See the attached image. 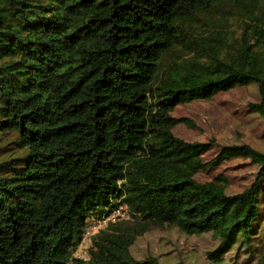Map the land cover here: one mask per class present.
<instances>
[{
    "label": "trees",
    "instance_id": "1",
    "mask_svg": "<svg viewBox=\"0 0 264 264\" xmlns=\"http://www.w3.org/2000/svg\"><path fill=\"white\" fill-rule=\"evenodd\" d=\"M236 1L0 0V264H166L132 252L165 225L211 233L212 264L235 249L264 264V152L229 145L205 163L215 138L173 132L196 127L180 105L250 85L264 118L263 50L206 18ZM244 7L264 13V0ZM233 159L259 167L244 191L197 180ZM119 209L129 216L84 243Z\"/></svg>",
    "mask_w": 264,
    "mask_h": 264
},
{
    "label": "rangeland",
    "instance_id": "2",
    "mask_svg": "<svg viewBox=\"0 0 264 264\" xmlns=\"http://www.w3.org/2000/svg\"><path fill=\"white\" fill-rule=\"evenodd\" d=\"M244 1L248 5V0L224 4L216 15L206 16L213 19L209 28L215 29L218 36L228 39L235 48L246 33V39L252 45H258L257 49L261 48L264 54V13L250 14L244 7ZM225 51L227 53L226 48ZM259 97L258 87L250 85L222 92L211 100L180 105L173 112L175 117L189 118L196 127L179 124L173 127V132L187 141L207 142L215 138L219 146L203 156L205 163L214 159L222 147L229 145L248 144L264 152V118L249 108V104L257 102ZM258 171L259 167L250 160L233 159L219 167L200 171L196 178L201 182H210L220 177L228 186V194H236L253 184ZM217 243L211 233L188 235L175 225L152 226L151 230L137 238L132 252L139 260L155 256L166 264H212L207 252L215 249ZM89 248L90 244L81 248L80 256L88 258ZM228 259V264H251L236 249L228 255Z\"/></svg>",
    "mask_w": 264,
    "mask_h": 264
},
{
    "label": "built area",
    "instance_id": "3",
    "mask_svg": "<svg viewBox=\"0 0 264 264\" xmlns=\"http://www.w3.org/2000/svg\"><path fill=\"white\" fill-rule=\"evenodd\" d=\"M128 215H126V212L119 210H115L111 215L106 216L103 219L97 220L95 222H93L92 224H90L89 229L86 233V239L84 241V243L88 242V237L94 233L96 230L100 229V228H105L107 227L110 222H116L118 221L120 218H127Z\"/></svg>",
    "mask_w": 264,
    "mask_h": 264
},
{
    "label": "clouds",
    "instance_id": "4",
    "mask_svg": "<svg viewBox=\"0 0 264 264\" xmlns=\"http://www.w3.org/2000/svg\"><path fill=\"white\" fill-rule=\"evenodd\" d=\"M127 215L129 216V214H128V213H127ZM128 216H127V217H128Z\"/></svg>",
    "mask_w": 264,
    "mask_h": 264
}]
</instances>
